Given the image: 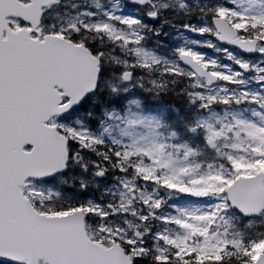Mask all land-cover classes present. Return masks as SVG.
<instances>
[{
  "label": "snow or ice",
  "instance_id": "obj_1",
  "mask_svg": "<svg viewBox=\"0 0 264 264\" xmlns=\"http://www.w3.org/2000/svg\"><path fill=\"white\" fill-rule=\"evenodd\" d=\"M0 264H264V0H0Z\"/></svg>",
  "mask_w": 264,
  "mask_h": 264
}]
</instances>
